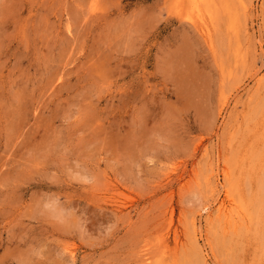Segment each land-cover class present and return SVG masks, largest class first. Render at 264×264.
<instances>
[{"label": "rangeland", "instance_id": "obj_1", "mask_svg": "<svg viewBox=\"0 0 264 264\" xmlns=\"http://www.w3.org/2000/svg\"><path fill=\"white\" fill-rule=\"evenodd\" d=\"M0 264H264V0H0Z\"/></svg>", "mask_w": 264, "mask_h": 264}, {"label": "bare ground", "instance_id": "obj_2", "mask_svg": "<svg viewBox=\"0 0 264 264\" xmlns=\"http://www.w3.org/2000/svg\"><path fill=\"white\" fill-rule=\"evenodd\" d=\"M204 3V2H203ZM224 212H226V211H224ZM227 214H226V216H227V219H229V220H233V218H234V215H236V213L235 214H233L232 212H231V210H229L228 209V211L226 212ZM226 219V220H227ZM228 224V223H227Z\"/></svg>", "mask_w": 264, "mask_h": 264}]
</instances>
